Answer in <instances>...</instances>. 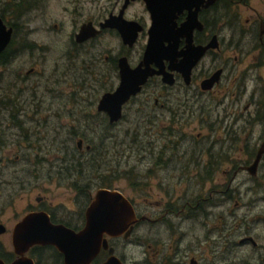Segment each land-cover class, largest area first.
<instances>
[{
	"label": "flooded vegetation",
	"instance_id": "1",
	"mask_svg": "<svg viewBox=\"0 0 264 264\" xmlns=\"http://www.w3.org/2000/svg\"><path fill=\"white\" fill-rule=\"evenodd\" d=\"M189 1L190 7L177 9L175 0H0V18L11 30L0 50V67L28 56L20 77L33 81L36 76L41 83L50 61L48 74L58 81L69 76L70 92L79 97L98 84L88 102L95 108L77 122L78 130L90 124L92 134L76 131L75 146L55 167L66 178L68 195L58 201L37 195L11 225L0 221L4 263L26 256L32 264H68L53 243L16 252L15 224L26 213L42 211L51 223L76 233L85 227L97 191L108 189L122 197L94 203L95 217L104 215L95 220L96 251L89 261L81 254L73 264H264V0ZM149 6L164 13L168 26H181L189 17L190 57L199 46L203 52L190 68L188 83L164 58L161 66L174 81H163L161 74L148 77L122 103L119 118L111 120L98 105L119 85L122 70L143 60L153 22ZM186 43L180 36L177 49ZM150 66L159 69L155 61ZM181 92V99H170ZM128 111L151 124L141 132L132 164L136 153L124 148L118 157L114 133ZM10 119L24 122L14 114ZM105 126L113 132L99 134ZM108 142H114V167L99 172L98 157ZM111 210L117 217L112 228ZM7 233L10 238H2Z\"/></svg>",
	"mask_w": 264,
	"mask_h": 264
},
{
	"label": "rangeland",
	"instance_id": "2",
	"mask_svg": "<svg viewBox=\"0 0 264 264\" xmlns=\"http://www.w3.org/2000/svg\"><path fill=\"white\" fill-rule=\"evenodd\" d=\"M39 32L40 35L45 34L43 30ZM53 56L56 55H51V58ZM74 61L69 63L73 66ZM69 63L66 62L67 67H70ZM28 64V56H21L12 65L0 67V133L3 138L0 141L2 177L0 221L8 222L10 225L26 211L29 202H34L37 195L52 201L61 200L68 195L66 178L59 176L55 167L59 168L63 157H67V152H71L70 148L75 146L77 122H81L84 113L95 108L90 107L88 102L95 96L98 88V84L94 85L93 89L88 87L87 92L80 94L82 97L77 96L76 93L71 94L72 89L67 80L69 76L62 75L58 81L57 75L48 74L50 61L45 63L42 69L45 73L42 78L47 82L36 83L37 77L34 74L31 75L34 76L33 81H24L20 74ZM15 66L18 72L14 71ZM156 84L158 80L153 79L152 85ZM51 87L55 91L52 92ZM156 93L154 91V94ZM182 93H173L170 99H181ZM12 102L14 107L10 106ZM11 109L14 112L10 113ZM12 114L21 117L24 122L17 125L12 123L10 119ZM137 117V114L128 111L126 118L122 119L114 129L116 147L119 149L117 156L119 157V153L124 148L129 154L136 153L129 159L131 164L136 163L139 152L136 149L140 145L141 132L148 131L151 126L150 123L137 121ZM79 127L78 135L92 134L90 124L83 123ZM102 129L99 130V134L103 131L104 135L113 132L106 126ZM187 131L190 132V128ZM97 143L99 144V140ZM108 143L111 147L107 143L104 144L105 151L98 157V164H101L99 172L114 167L112 164L115 163L112 159L115 152L112 148L114 142ZM185 143L188 144L190 141L187 140ZM90 155L91 153H88L89 157ZM109 165L111 166L108 167ZM6 237L10 238V234L2 236V238Z\"/></svg>",
	"mask_w": 264,
	"mask_h": 264
},
{
	"label": "water",
	"instance_id": "3",
	"mask_svg": "<svg viewBox=\"0 0 264 264\" xmlns=\"http://www.w3.org/2000/svg\"><path fill=\"white\" fill-rule=\"evenodd\" d=\"M174 5L177 9L185 7L186 5L190 7V1L175 0ZM150 9L153 15V22L148 29L149 36L143 60L134 68H124L120 74L121 80L116 89L113 92L105 93L100 99L98 108L107 111L111 116V120L119 118L122 103L128 100L131 95L136 94L141 86L147 81L148 77L154 74H161L163 81L167 83H172L174 81L171 76L172 74L161 66L164 58L170 59L169 67L180 71L184 81L188 83L190 79V68L203 52V47L199 46L195 48L194 55L192 54L190 57L189 17L181 24V26H176L175 22H172V26H168L164 23L165 20L162 16L164 13L160 15L157 9L154 10L151 7ZM10 32V28H6V25L0 18V50H2L8 42ZM81 36H83L82 32L77 34L78 38ZM180 36H185L187 41L185 49L182 50L177 49ZM165 42L168 43L166 44ZM178 54H181L182 56L181 59L176 60ZM152 61H155L159 65V69L150 66ZM80 142L81 140L78 141L79 144ZM113 196L122 197L121 194L114 190L99 189L96 193L95 202L99 205ZM115 200L117 201V198L112 200V203L117 204ZM95 202L93 201L88 207L85 227L76 233H70L63 225L51 223L45 212L32 211L26 213L14 226L12 235L14 249L16 252L23 254L32 244L53 243L65 253V259L68 264H73V261L81 254L85 255L86 260L89 261L97 248V246L94 247L93 244L96 243V239L100 237L94 230L95 220L104 217V215L101 214H98V216L95 217ZM107 217H109V226L111 228L114 227L112 222H117L116 214L111 210ZM1 227L2 225H0V230ZM69 240L73 241L72 246H69ZM0 264H32V260L29 257L23 256L10 263H4L0 260Z\"/></svg>",
	"mask_w": 264,
	"mask_h": 264
},
{
	"label": "trees",
	"instance_id": "4",
	"mask_svg": "<svg viewBox=\"0 0 264 264\" xmlns=\"http://www.w3.org/2000/svg\"><path fill=\"white\" fill-rule=\"evenodd\" d=\"M3 62H5V60H3ZM76 131H78V129H76L75 132H76ZM88 141H90V140H88Z\"/></svg>",
	"mask_w": 264,
	"mask_h": 264
}]
</instances>
